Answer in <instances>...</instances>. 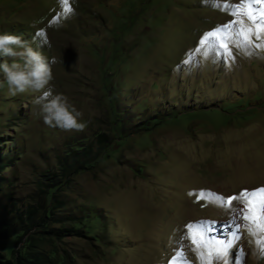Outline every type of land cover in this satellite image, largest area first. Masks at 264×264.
<instances>
[{
	"label": "rangeland",
	"instance_id": "1",
	"mask_svg": "<svg viewBox=\"0 0 264 264\" xmlns=\"http://www.w3.org/2000/svg\"><path fill=\"white\" fill-rule=\"evenodd\" d=\"M240 2L0 0V33L57 60L54 94L86 125H45L46 98L11 96L0 73V262L207 264L189 224L227 243L235 212L216 197L264 188V51L183 61ZM240 233L228 264H264Z\"/></svg>",
	"mask_w": 264,
	"mask_h": 264
},
{
	"label": "snow or ice",
	"instance_id": "2",
	"mask_svg": "<svg viewBox=\"0 0 264 264\" xmlns=\"http://www.w3.org/2000/svg\"><path fill=\"white\" fill-rule=\"evenodd\" d=\"M220 10L226 11L233 19L206 32L201 37L197 48L187 54V58L183 61L184 64L193 62L197 54L204 57H208L210 54L218 55L227 62L232 59V47L244 51L246 55L254 54L256 49L264 51V0H241L239 4L225 3L221 5ZM253 37L260 43H254ZM208 195L214 194L209 193ZM216 199L235 212V216L230 218L226 225L232 230L231 238L226 244L223 241L210 244L203 233L201 239L197 240L191 231L200 225H187L188 235L186 238L190 240L193 250L197 252V259H203L199 254L200 247H211L208 252L207 264H213L214 261L215 264H228L230 250L236 247L242 238L241 228H245L254 238L253 242L257 246L258 254L264 257V235L257 238L258 234H264V188L252 191L242 190L238 195L227 198L217 196ZM236 203L241 206L236 208ZM216 223L215 221H204L201 222V225L215 226ZM235 259L239 264L240 255L237 254Z\"/></svg>",
	"mask_w": 264,
	"mask_h": 264
},
{
	"label": "clouds",
	"instance_id": "3",
	"mask_svg": "<svg viewBox=\"0 0 264 264\" xmlns=\"http://www.w3.org/2000/svg\"><path fill=\"white\" fill-rule=\"evenodd\" d=\"M0 73L3 74L11 96L26 92L41 93L46 98L42 105L43 122L52 128L64 131H83L86 127L79 122L81 113L72 107L67 97L54 94L51 82L54 79L52 64L40 51L19 35L0 33Z\"/></svg>",
	"mask_w": 264,
	"mask_h": 264
},
{
	"label": "trees",
	"instance_id": "4",
	"mask_svg": "<svg viewBox=\"0 0 264 264\" xmlns=\"http://www.w3.org/2000/svg\"><path fill=\"white\" fill-rule=\"evenodd\" d=\"M5 167V165L3 164V163H0V170H2L3 168ZM29 213L30 212H28L27 213V216H29ZM3 226H5V225H3V224H1L0 225V233H2L3 231H5L6 229H4V227ZM62 236V235H61ZM1 238V237H0ZM35 257V256H34ZM22 261V262H21ZM13 264H35L36 263V258H34L33 259V262H28V261H25V260H23V259H17V258H15L14 260H13ZM0 264H11L10 262H8V261H4V262H0Z\"/></svg>",
	"mask_w": 264,
	"mask_h": 264
}]
</instances>
